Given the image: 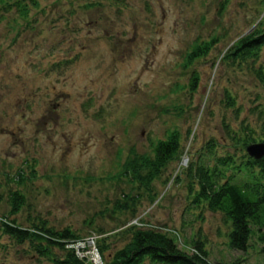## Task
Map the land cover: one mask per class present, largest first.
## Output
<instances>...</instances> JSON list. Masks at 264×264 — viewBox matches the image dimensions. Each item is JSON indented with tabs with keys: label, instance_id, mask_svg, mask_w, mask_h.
<instances>
[{
	"label": "rangeland",
	"instance_id": "obj_1",
	"mask_svg": "<svg viewBox=\"0 0 264 264\" xmlns=\"http://www.w3.org/2000/svg\"><path fill=\"white\" fill-rule=\"evenodd\" d=\"M34 1L36 8L0 0V218L27 230L43 225L90 237L88 249L84 242L73 249L88 264H100L97 245L109 253L123 247L132 224L179 231L186 252V243L201 239L211 262L264 264L255 241L246 258L228 250L221 214L203 210L198 220L186 174L208 157L210 141V165L228 155L242 164V144L229 136L242 124L260 133L264 85L251 65L225 56L259 26L264 0ZM17 2L27 5L26 18ZM212 42L207 55L188 63L194 46ZM174 131L180 158L150 186L131 183L125 174L132 162L152 158ZM12 191L24 199L13 217ZM35 245L0 231V264H53Z\"/></svg>",
	"mask_w": 264,
	"mask_h": 264
},
{
	"label": "trees",
	"instance_id": "obj_2",
	"mask_svg": "<svg viewBox=\"0 0 264 264\" xmlns=\"http://www.w3.org/2000/svg\"><path fill=\"white\" fill-rule=\"evenodd\" d=\"M27 1L29 6L36 8L34 0ZM17 4L20 6L17 10L19 16L26 18L27 5L18 2ZM213 44L214 42L194 46L187 56L188 63L207 55ZM263 50L264 16L259 26L229 47L225 57L235 65H251L255 79L264 85V64L259 63ZM197 82L198 78L193 77L190 81L191 90H196ZM225 101L227 107L235 109V102L229 94L225 95ZM241 127L242 131L232 132L229 138L242 144L243 158L240 162L242 164L237 165L234 158L228 155L215 159L214 165H210L208 158H211L210 155L216 149V144L210 141L206 145L208 157L202 155V158L186 167V174L194 183L189 186L188 191L192 195L191 207L200 213L198 220H203V210L221 214L229 226L228 250L246 258L247 252L251 249V240L260 245V252L264 255V157L254 159L246 152L251 145L264 144V119L259 135H256L248 124H242ZM225 128L227 129V126ZM238 134L243 136L238 137ZM181 146V135L176 131L171 132L166 140L159 141L154 146L152 158L135 159L125 176L130 177L131 183H137L141 187L150 186L164 168L180 158ZM178 169L184 168L180 164ZM179 171L177 170V173ZM229 173L231 175H228ZM7 203L9 215L13 217L23 206L24 199L20 193L12 191L8 194ZM121 208L123 210V207ZM0 231L17 243L27 240L36 243L37 254L39 253L41 257L49 256L48 261L53 264H88L86 257L80 260L73 252L75 244L85 242V238L74 236L70 230L56 231L43 225L27 230L15 225L14 220L9 219L7 215L0 218ZM125 233L128 241L114 252L109 253L106 245L95 246L100 264H143L146 260L150 264H225L209 260V253L201 239H192L189 244L186 243L187 252L180 249L178 245L184 246V243H181V234L175 229L132 224ZM89 238L87 237L88 240H92ZM51 251H55L60 256L54 257ZM243 263H245L243 260L238 259L231 262V264Z\"/></svg>",
	"mask_w": 264,
	"mask_h": 264
},
{
	"label": "water",
	"instance_id": "obj_3",
	"mask_svg": "<svg viewBox=\"0 0 264 264\" xmlns=\"http://www.w3.org/2000/svg\"><path fill=\"white\" fill-rule=\"evenodd\" d=\"M249 156L254 159H260L264 157V144L251 145L246 149Z\"/></svg>",
	"mask_w": 264,
	"mask_h": 264
},
{
	"label": "built area",
	"instance_id": "obj_4",
	"mask_svg": "<svg viewBox=\"0 0 264 264\" xmlns=\"http://www.w3.org/2000/svg\"><path fill=\"white\" fill-rule=\"evenodd\" d=\"M184 161V160H183ZM182 161V162H183ZM183 165H184V163H183ZM89 239H91V238H89ZM89 243H92V240H86L85 242H84V244L86 245V249H88L89 247H88V245H89ZM95 251V250H94ZM96 253V252H95ZM95 256H96V258H98V260H99V262H100V259H99V257H98V255H97V253L95 254Z\"/></svg>",
	"mask_w": 264,
	"mask_h": 264
}]
</instances>
